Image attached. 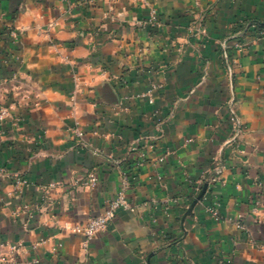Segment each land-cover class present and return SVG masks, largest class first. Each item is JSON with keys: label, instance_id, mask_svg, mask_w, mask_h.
<instances>
[{"label": "crops", "instance_id": "crops-1", "mask_svg": "<svg viewBox=\"0 0 264 264\" xmlns=\"http://www.w3.org/2000/svg\"><path fill=\"white\" fill-rule=\"evenodd\" d=\"M3 110L0 264H264V0H0Z\"/></svg>", "mask_w": 264, "mask_h": 264}, {"label": "built area", "instance_id": "built-area-1", "mask_svg": "<svg viewBox=\"0 0 264 264\" xmlns=\"http://www.w3.org/2000/svg\"><path fill=\"white\" fill-rule=\"evenodd\" d=\"M235 48H239V45L236 44ZM6 111L3 110L0 114V117L3 118L6 115ZM78 136H82V133H77ZM141 156V155H140ZM213 180H217L214 178ZM24 181L20 178L16 179V185L23 184ZM83 185L87 188L94 189L98 185V178L95 173H90L87 178L83 181ZM128 186V177L125 172L122 173L121 180V190L114 197L108 205L105 207V210L100 215L89 219L85 224L78 225L72 228V232L82 236L83 238V248L87 247L88 242L95 237L100 232L104 231L108 222L112 221L115 218V215L118 210H131V203L128 201L126 197V189ZM5 245L0 244V261L3 259ZM18 246L10 245L7 247V251L11 254L17 253Z\"/></svg>", "mask_w": 264, "mask_h": 264}, {"label": "trees", "instance_id": "trees-1", "mask_svg": "<svg viewBox=\"0 0 264 264\" xmlns=\"http://www.w3.org/2000/svg\"><path fill=\"white\" fill-rule=\"evenodd\" d=\"M226 58H227V61H229V60H230V56H228V55H227V56H226Z\"/></svg>", "mask_w": 264, "mask_h": 264}, {"label": "water", "instance_id": "water-1", "mask_svg": "<svg viewBox=\"0 0 264 264\" xmlns=\"http://www.w3.org/2000/svg\"><path fill=\"white\" fill-rule=\"evenodd\" d=\"M254 24H258V25H260L259 23H257V22H254ZM249 25H251V24H249Z\"/></svg>", "mask_w": 264, "mask_h": 264}]
</instances>
